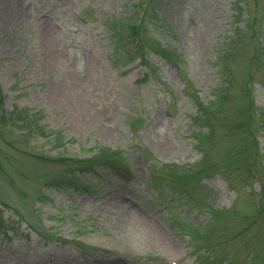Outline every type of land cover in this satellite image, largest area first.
<instances>
[{
    "label": "rangeland",
    "instance_id": "rangeland-1",
    "mask_svg": "<svg viewBox=\"0 0 264 264\" xmlns=\"http://www.w3.org/2000/svg\"><path fill=\"white\" fill-rule=\"evenodd\" d=\"M0 264H264V0H0Z\"/></svg>",
    "mask_w": 264,
    "mask_h": 264
},
{
    "label": "trees",
    "instance_id": "trees-1",
    "mask_svg": "<svg viewBox=\"0 0 264 264\" xmlns=\"http://www.w3.org/2000/svg\"><path fill=\"white\" fill-rule=\"evenodd\" d=\"M140 22H141V19H140ZM120 23L121 22H118L116 27L120 26ZM139 26H140V24L131 26L132 28L135 27L134 28L135 30H134L133 34L136 35V40H137V34H138L137 30H139L138 29ZM119 29H120V27L118 28V31H120ZM80 163L82 165V167H80V168H92L95 165H104V166H106L108 168H112V169L116 170V172L119 173V174H115V175L123 176L126 173L124 171L125 170V166L118 164V162L109 161L108 159L105 160V161H99V160L94 161L93 157L92 158L90 157V158H87V159L81 161ZM80 168L78 166V167L74 168L73 171H75L77 169H80ZM121 174H123V175H121ZM125 177H126V179H128V176H125Z\"/></svg>",
    "mask_w": 264,
    "mask_h": 264
},
{
    "label": "bare ground",
    "instance_id": "bare-ground-1",
    "mask_svg": "<svg viewBox=\"0 0 264 264\" xmlns=\"http://www.w3.org/2000/svg\"><path fill=\"white\" fill-rule=\"evenodd\" d=\"M153 230H156L155 228H153Z\"/></svg>",
    "mask_w": 264,
    "mask_h": 264
}]
</instances>
